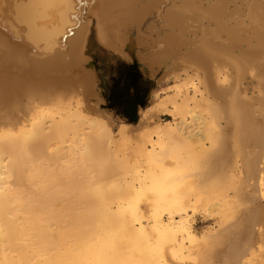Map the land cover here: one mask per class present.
Wrapping results in <instances>:
<instances>
[{"label": "bare ground", "instance_id": "6f19581e", "mask_svg": "<svg viewBox=\"0 0 264 264\" xmlns=\"http://www.w3.org/2000/svg\"><path fill=\"white\" fill-rule=\"evenodd\" d=\"M88 45L157 78L136 123ZM0 264H264V0H0Z\"/></svg>", "mask_w": 264, "mask_h": 264}, {"label": "trees", "instance_id": "16d2710c", "mask_svg": "<svg viewBox=\"0 0 264 264\" xmlns=\"http://www.w3.org/2000/svg\"><path fill=\"white\" fill-rule=\"evenodd\" d=\"M99 87L104 108L125 123L134 124L138 111L147 106V95L152 82L134 64H105L98 59Z\"/></svg>", "mask_w": 264, "mask_h": 264}, {"label": "rangeland", "instance_id": "374dc122", "mask_svg": "<svg viewBox=\"0 0 264 264\" xmlns=\"http://www.w3.org/2000/svg\"><path fill=\"white\" fill-rule=\"evenodd\" d=\"M151 20H148V22L145 24L147 25ZM154 21V20H153ZM90 37H91V34H90ZM90 39V38H89ZM91 40V39H90ZM86 54L90 57L91 60L94 61L95 63V66L93 68V71H94V74L97 76L98 78V82L96 84V90L100 91L101 92V89L99 87V84H100V79H99V74H98V59H101L102 61H104L105 64H115V63H125V64H134L136 66H138L139 70L141 71L140 69V65L139 63L134 59L133 61L131 62H126L124 60H121L119 59L117 56L107 52L106 50H104L103 48L99 47L98 45H88L87 47V50H86ZM144 77H147L148 79L151 80V82L153 83L152 85V89H155V88H160L161 86L158 85L157 83V78H152L146 74H142ZM184 76H182L183 78ZM188 80H180V83H177V84H182V83H185L187 82ZM170 85H175L174 82L172 81H168L166 83H164L162 85V87L165 89V88H168V86ZM169 91L170 89H165L162 94H160V96H167L169 94ZM150 96V94L148 95ZM147 96V97H148ZM94 100V99H93ZM92 100V101H93ZM95 101H98L96 98H95ZM149 101H150V98L149 100H147V105L149 104ZM90 103H94L93 102H90ZM104 104L105 102L104 101H99L98 103V108H100L101 110L104 109ZM140 110V109H139ZM153 112V111H152ZM152 114V113H151ZM153 115H157L158 117H154ZM92 116H96V117H99L100 119H104L106 120L105 117H103L102 115L100 114H95V113H92ZM138 117H139V111H138ZM171 118L164 115L163 113H160L159 111H156V112H153L152 114V119H151V124L148 125V129L152 128L153 126L157 124H161L163 122H166V121H170ZM107 122V120H106ZM122 123H125L123 120L119 119L118 117L116 118V120L114 121V128L115 130L117 131V126L119 124H122ZM128 129H131L134 133L133 134H137V131L134 129V128H128ZM117 139L119 138V133L118 135H116ZM129 149H127L128 151ZM214 220H208L206 218H203L201 216H196L193 220V223H192V226H193V230L194 232L197 234V235H200L201 233L205 232L208 228H210L211 226H214ZM210 226V227H209Z\"/></svg>", "mask_w": 264, "mask_h": 264}, {"label": "water", "instance_id": "95a60500", "mask_svg": "<svg viewBox=\"0 0 264 264\" xmlns=\"http://www.w3.org/2000/svg\"><path fill=\"white\" fill-rule=\"evenodd\" d=\"M94 72V71H93ZM142 74H143V72L142 71H140ZM94 76H95V81H96V84H97V82H98V78H97V76L94 74ZM152 91V89L149 91V92H151ZM149 98H150V96H148L147 97V100H149ZM113 117L116 119L117 117L116 116H114L113 115Z\"/></svg>", "mask_w": 264, "mask_h": 264}, {"label": "crops", "instance_id": "0c3cea01", "mask_svg": "<svg viewBox=\"0 0 264 264\" xmlns=\"http://www.w3.org/2000/svg\"><path fill=\"white\" fill-rule=\"evenodd\" d=\"M147 78V77H146ZM150 80V79H149Z\"/></svg>", "mask_w": 264, "mask_h": 264}]
</instances>
